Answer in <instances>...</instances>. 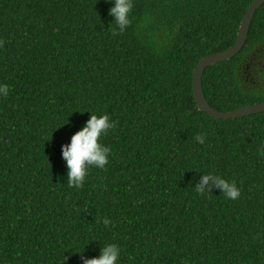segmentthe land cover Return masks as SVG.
I'll list each match as a JSON object with an SVG mask.
<instances>
[{
  "label": "trees",
  "instance_id": "16d2710c",
  "mask_svg": "<svg viewBox=\"0 0 264 264\" xmlns=\"http://www.w3.org/2000/svg\"><path fill=\"white\" fill-rule=\"evenodd\" d=\"M252 1L133 0L113 34L106 0H0V264H82L108 243L118 264H264V113L215 119L192 94L193 69L234 44ZM201 87L220 112L264 103V4ZM85 111L115 127L77 190L61 149ZM207 172L239 197L197 194Z\"/></svg>",
  "mask_w": 264,
  "mask_h": 264
},
{
  "label": "clouds",
  "instance_id": "9594fccd",
  "mask_svg": "<svg viewBox=\"0 0 264 264\" xmlns=\"http://www.w3.org/2000/svg\"><path fill=\"white\" fill-rule=\"evenodd\" d=\"M106 2L111 5L108 16L112 18L109 25H115L113 34H116L117 29L119 32H124L131 24L129 17L133 8V0H106ZM8 94V85L0 84V97H7ZM85 112L89 113V119L79 131L71 136L70 143L62 146L61 149L67 169L66 186L77 190L84 186L85 177L91 167L103 169L108 163L111 149L99 140L115 127V122L110 120L107 114L97 115L94 112ZM195 140L199 144H204L205 137L197 135ZM192 188L197 194H207L213 189H219L221 194L230 200H235L240 195L235 182L228 181L213 172L201 173L199 181ZM103 223L106 227L109 225L107 219H104ZM85 248L82 254H77L82 264H118L121 249L116 244H104L100 248L99 256L90 259H84ZM66 260L67 257H65Z\"/></svg>",
  "mask_w": 264,
  "mask_h": 264
},
{
  "label": "water",
  "instance_id": "95a60500",
  "mask_svg": "<svg viewBox=\"0 0 264 264\" xmlns=\"http://www.w3.org/2000/svg\"><path fill=\"white\" fill-rule=\"evenodd\" d=\"M263 4L264 0H253L241 19L234 44L226 50L205 56L193 69L192 94L196 108L199 111L219 120L236 119L252 114L264 113V103L253 104L228 112L217 111L207 103L201 87L202 75L207 67L228 61L240 52L245 44L252 18L257 9Z\"/></svg>",
  "mask_w": 264,
  "mask_h": 264
}]
</instances>
